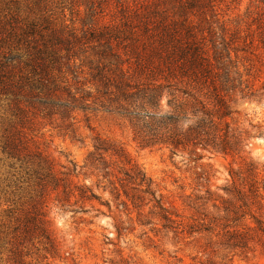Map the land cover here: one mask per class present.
I'll use <instances>...</instances> for the list:
<instances>
[{
	"label": "trees",
	"instance_id": "16d2710c",
	"mask_svg": "<svg viewBox=\"0 0 264 264\" xmlns=\"http://www.w3.org/2000/svg\"><path fill=\"white\" fill-rule=\"evenodd\" d=\"M86 1L89 16L110 3L117 21L80 31L66 20L67 11L80 15L83 5L75 0H0V107L8 115L0 151L18 165L28 191L26 208L9 212L11 264H24L20 248L58 257L45 213L51 194L62 212L85 213V205L95 203L110 209L71 178L74 165L61 172L28 150L16 127L28 115L75 138L79 115L88 123L87 114L101 112L121 121L140 148H164L194 162L205 154L242 159L248 136L231 126L235 98L264 97V11L241 35L229 31L224 0ZM238 54L258 57V89L243 87L233 60ZM111 166L114 182L108 181ZM84 167L109 182L115 200L131 206L138 227L192 248L191 264H240L258 251L264 255V182L252 162L231 169L229 183L214 189L210 170L197 167L181 213L165 205L122 148L99 136ZM113 220L120 238L121 223Z\"/></svg>",
	"mask_w": 264,
	"mask_h": 264
},
{
	"label": "rangeland",
	"instance_id": "374dc122",
	"mask_svg": "<svg viewBox=\"0 0 264 264\" xmlns=\"http://www.w3.org/2000/svg\"><path fill=\"white\" fill-rule=\"evenodd\" d=\"M75 1L83 5L80 8V15H77L76 11L72 14L67 11L66 20L68 24L73 23L77 30L95 29L117 21L115 7L110 3L104 6L101 14L97 12L89 16L84 8L88 2ZM121 1L136 6L147 2V0ZM223 5L221 14H226L231 19L227 23L229 31L237 30L241 35V30H245L247 24L257 23L258 15L264 11V0H224ZM252 28L254 29V26ZM233 60L242 74L243 87H247L246 91L258 89V57L238 54V59ZM235 100L233 110L236 113L230 120L231 126L248 136L242 159L205 154L201 160L194 162L193 157L187 154L172 155L164 148H140L133 142L129 130L121 121L101 112L87 114L88 123L80 114L77 118L79 123L74 127L75 138L70 133L65 134L64 131L56 129L55 125H49L40 117L28 115L23 124L16 126L18 130L22 127L28 150L40 153L61 172L73 169L74 165L75 177L71 178L91 188L100 197L101 203H108L110 209L95 203L93 209L90 205H85V213L74 214L70 212L71 208L68 212H62L55 201V194H51L45 213L49 231L58 246V257L51 259L45 256L44 252H37L35 247L20 248L23 263L179 264L174 260V256L182 259L180 264L194 263L191 258L196 254L192 248L186 247L183 243L175 244V241L171 242L161 235L156 238L149 231V227H138L136 212L129 204L123 205L121 201L115 200L110 193L112 189L109 182L101 180L100 177L96 178L95 173L84 167L85 158L92 151L95 136L109 141L116 148H122L131 163L140 167L152 180L157 195L163 198L165 205L173 206L178 213L183 210L184 196L191 191L194 171H197L200 165L210 170L213 189L229 183V171L231 169L236 171L248 162L254 163L258 168V178L264 182V97L259 100L256 94L250 99L240 100L238 96ZM7 117L0 107V138L1 129L7 125ZM12 163L14 164L13 161L6 160L0 151V264H11L8 240L14 233L15 226L12 225L9 212L13 210L20 212L25 209L28 200V191L24 190L21 176L17 172L18 165L12 166ZM109 171L112 175L108 181L114 182L117 168L111 166ZM79 206L80 204L77 205ZM96 209H99L100 213L96 212ZM146 212L147 210L145 214ZM113 219L121 223L120 238L113 229ZM239 263L264 264V255L258 251V254L255 257L250 256L246 263L240 261Z\"/></svg>",
	"mask_w": 264,
	"mask_h": 264
}]
</instances>
